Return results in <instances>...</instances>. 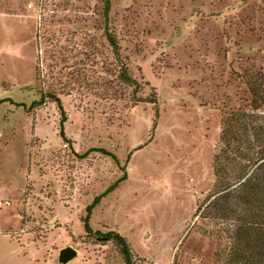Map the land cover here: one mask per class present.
<instances>
[{"label": "rangeland", "instance_id": "obj_1", "mask_svg": "<svg viewBox=\"0 0 264 264\" xmlns=\"http://www.w3.org/2000/svg\"><path fill=\"white\" fill-rule=\"evenodd\" d=\"M106 1L0 0V264H56L68 246L67 264H123L81 223L123 173L94 231L124 237L136 264H201L211 250L195 211L213 195L239 76L264 79V0ZM121 64L154 104L133 106L122 85L113 95Z\"/></svg>", "mask_w": 264, "mask_h": 264}, {"label": "trees", "instance_id": "obj_2", "mask_svg": "<svg viewBox=\"0 0 264 264\" xmlns=\"http://www.w3.org/2000/svg\"><path fill=\"white\" fill-rule=\"evenodd\" d=\"M104 2V11L107 12L108 2ZM105 37L117 63L120 52L118 41L112 33L106 32ZM118 69L111 83L114 96L117 95L115 87L122 85L131 91L129 96L133 106L155 103L153 95L143 97L140 94L141 83L124 64ZM239 78L244 90L242 105L223 114L218 147L212 156L213 195L203 210L198 208L195 211L197 221L204 225L199 229L212 242L206 261L201 264H264V116L261 115L264 113V79L262 75L254 76L244 71ZM53 100L61 114V123H65L59 100ZM59 131L61 139L67 142L62 124ZM99 152L111 156L116 162L107 151L101 149ZM124 180L125 173L104 193L95 197L85 207L81 223L85 236L110 242L123 264H136L137 258L124 237L115 231H94L89 224L91 213L100 200ZM187 235L180 246L185 243ZM173 260V264H177L176 255Z\"/></svg>", "mask_w": 264, "mask_h": 264}, {"label": "water", "instance_id": "obj_3", "mask_svg": "<svg viewBox=\"0 0 264 264\" xmlns=\"http://www.w3.org/2000/svg\"><path fill=\"white\" fill-rule=\"evenodd\" d=\"M77 256V251L68 246L61 249L58 253V256L55 260L56 264H67Z\"/></svg>", "mask_w": 264, "mask_h": 264}, {"label": "built area", "instance_id": "obj_4", "mask_svg": "<svg viewBox=\"0 0 264 264\" xmlns=\"http://www.w3.org/2000/svg\"><path fill=\"white\" fill-rule=\"evenodd\" d=\"M1 204V203H0Z\"/></svg>", "mask_w": 264, "mask_h": 264}]
</instances>
